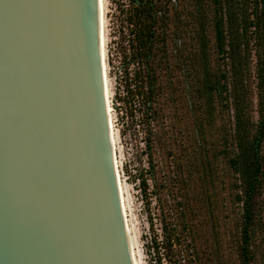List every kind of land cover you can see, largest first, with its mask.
Returning a JSON list of instances; mask_svg holds the SVG:
<instances>
[{
  "label": "water",
  "instance_id": "obj_1",
  "mask_svg": "<svg viewBox=\"0 0 264 264\" xmlns=\"http://www.w3.org/2000/svg\"><path fill=\"white\" fill-rule=\"evenodd\" d=\"M0 264H134L103 0H0Z\"/></svg>",
  "mask_w": 264,
  "mask_h": 264
},
{
  "label": "trees",
  "instance_id": "obj_2",
  "mask_svg": "<svg viewBox=\"0 0 264 264\" xmlns=\"http://www.w3.org/2000/svg\"><path fill=\"white\" fill-rule=\"evenodd\" d=\"M117 3L120 52L125 56L120 69L127 85L131 82L129 87L135 85L143 96L146 111L152 116L160 113L163 79L171 78L181 64L185 65L193 86V150H199L210 166L209 151L213 159L214 147L219 146L218 153L226 162L225 176L235 179L228 185L230 194H235L243 208L240 261L251 264L255 198L264 185V0ZM253 51L257 118L249 83ZM131 64L136 65L133 77L129 76ZM214 134L217 142L211 138ZM155 140L151 138L148 145ZM175 229L161 242L156 234L152 237L150 247L157 257L160 248L173 249L175 242L192 235V229Z\"/></svg>",
  "mask_w": 264,
  "mask_h": 264
},
{
  "label": "rangeland",
  "instance_id": "obj_3",
  "mask_svg": "<svg viewBox=\"0 0 264 264\" xmlns=\"http://www.w3.org/2000/svg\"><path fill=\"white\" fill-rule=\"evenodd\" d=\"M105 6L114 128L140 264H241L242 203L230 194L228 185L235 179L225 176L226 162L218 153L219 146L214 147L213 159L209 151L210 166L199 150H193V86L185 65L181 64L182 69L179 67L171 78L163 79L160 113L152 116L146 111L143 96L135 85L129 87L131 82L127 85L120 69L125 56L119 45V4L117 0H106ZM247 10H251L250 5ZM135 67L130 65V77ZM255 69L253 51L249 83L253 115L257 118ZM155 137L149 146V140ZM211 138L218 140L216 134ZM173 228L192 229V235H186L181 243L175 242L173 249L160 248V258L157 257L154 247H150L152 237L156 234L161 242ZM250 250L251 264H264V185L255 198Z\"/></svg>",
  "mask_w": 264,
  "mask_h": 264
},
{
  "label": "bare ground",
  "instance_id": "obj_4",
  "mask_svg": "<svg viewBox=\"0 0 264 264\" xmlns=\"http://www.w3.org/2000/svg\"><path fill=\"white\" fill-rule=\"evenodd\" d=\"M105 1L103 0V50H104V61H105V70H106V87H107V99H108V110H109V122H110V129L112 134V142L115 152V158L117 163V169H118V177H119V188L121 192V199L123 203V209L125 213V219L127 223V229L129 232L130 240H131V248L134 256V264H140L137 251H136V241L132 232V228L130 226L129 222V215H128V207H127V200L125 197V188L122 180V174L120 170V163H119V156H118V146H117V137L116 132L114 128V117H113V107L111 104V94H110V84H109V76H108V63H107V37H106V6Z\"/></svg>",
  "mask_w": 264,
  "mask_h": 264
}]
</instances>
